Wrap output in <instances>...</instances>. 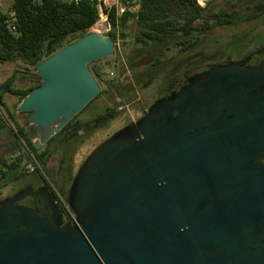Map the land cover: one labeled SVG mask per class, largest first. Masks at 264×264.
<instances>
[{
    "label": "water",
    "instance_id": "95a60500",
    "mask_svg": "<svg viewBox=\"0 0 264 264\" xmlns=\"http://www.w3.org/2000/svg\"><path fill=\"white\" fill-rule=\"evenodd\" d=\"M114 49L90 32L36 65L15 109L35 149L100 94L88 66ZM66 204L77 225L45 188L0 200V264H264V63L189 76L90 152Z\"/></svg>",
    "mask_w": 264,
    "mask_h": 264
},
{
    "label": "trees",
    "instance_id": "16d2710c",
    "mask_svg": "<svg viewBox=\"0 0 264 264\" xmlns=\"http://www.w3.org/2000/svg\"><path fill=\"white\" fill-rule=\"evenodd\" d=\"M134 3L135 11H124L118 17L115 16V8L108 11L107 20L110 28L106 36H109L116 46L118 37H123L122 31L132 21L138 29L134 37L138 47L128 60L127 69L134 73L141 67L140 60L148 57L149 72L154 75L164 72L161 77L163 92L172 89L177 80L176 74L179 72L185 78L188 73L204 71L230 62L228 60L205 66L204 62L209 59V56L202 53L199 60L192 61L195 54L201 51L203 42L206 41L212 29H240L250 25L255 26L264 20V0H228L217 10H211L208 6L200 9L195 0H136ZM9 8L14 14L15 32L9 33L6 30L2 23L4 16L0 14V65L19 61L33 67L34 71L41 61L90 33L99 20L95 3L90 0L76 2L73 0H10ZM196 21H199V26L195 24ZM263 49L264 43L257 50L258 52L247 54L243 59H248L255 53H261ZM136 58L140 59L135 62ZM166 58L167 65L172 64L167 72H165ZM94 64L88 66L93 77L104 83L107 92L116 93L120 84L117 81L103 82L100 70ZM124 69L126 70V67ZM18 74L21 75L20 72L14 71L10 77L0 83V132L6 129L10 136L22 141L24 152L18 149L12 160L0 156V181L9 173L16 181L30 184L31 178L28 176L31 175L32 178L37 175L43 180L52 157L55 156L60 165L66 164V158L62 152L63 138L73 121L64 126L55 138L40 149H35L27 138V131H23L16 123L14 112L12 113L4 102L5 94H11L17 96L19 103L40 85L38 82L25 90H14L12 86ZM148 75L147 80L151 79ZM36 78L39 80L38 77ZM134 80L138 85L139 78L134 76ZM103 93L101 90L98 96ZM130 100L131 97L128 96L126 102ZM109 112L112 113L109 117L116 116L113 109L110 108ZM7 120L14 129L8 127ZM14 145L18 146L15 141ZM31 166L32 168L29 169ZM59 195L64 197L63 192H59ZM60 211L62 215H65L62 208Z\"/></svg>",
    "mask_w": 264,
    "mask_h": 264
},
{
    "label": "rangeland",
    "instance_id": "374dc122",
    "mask_svg": "<svg viewBox=\"0 0 264 264\" xmlns=\"http://www.w3.org/2000/svg\"><path fill=\"white\" fill-rule=\"evenodd\" d=\"M135 1L136 0H118V4L135 7ZM227 1L228 0H209L205 8L208 6L211 10H217L223 7ZM9 4L10 0H6L4 6L0 9V12L6 13ZM195 24L198 26L200 25L199 21H196ZM91 32H97V30L94 28ZM102 33L107 35V31H103ZM122 33L123 37H118L116 42L114 55L110 58L99 60L94 64V66L100 70L103 82L117 81L120 84V87L116 93H109L107 92L104 83L98 81L101 90H103L104 93L101 96H96L92 99L82 111L84 117L90 120L94 115L101 114L106 106L116 111V119L111 124L105 125L99 130L88 134L87 140L79 148L77 154L73 158L74 170H76L86 155L100 144L99 142L104 137L110 135L115 128L120 127L129 119L138 117L140 112L148 108L161 94V77L164 72L156 75L149 72V67H147L149 62L148 57L140 60L139 65L141 67H139L134 73L127 69L128 60L134 54V50L138 47L134 41L138 29L134 23L130 21ZM263 43L264 20L255 26L250 25L249 27L240 29L214 28L206 41L203 42L201 51H197L198 53L195 54L192 61L199 60L201 58L200 54L202 53L206 56H210L204 64L211 62L223 63L228 60L230 62H236L242 60L247 54L256 52ZM139 59L140 58H136L135 62ZM171 65L172 64L166 66L167 68L165 69V72L170 70L172 67ZM124 66L126 67V70L124 69ZM14 71L21 73V75H17L13 83L12 88L14 90H25L40 82L36 78L37 76L33 67L15 61L0 65V83L10 77ZM147 75L148 78L151 77V79L147 80ZM134 76L139 78L138 85L134 80ZM128 96L131 97V100L126 102ZM4 102L7 108L12 113L14 112L16 123L26 132L28 128L27 120L29 113H16L15 106L18 104L17 96L5 94ZM2 114L4 115L3 111ZM6 122L8 127L14 129L13 125L8 120ZM14 141L18 145L17 147L14 145ZM18 149L23 150L24 152L23 142L10 136L6 129L1 131L0 156L7 160H12L15 158V151ZM52 159L54 160L56 157L54 156ZM31 168L32 166L29 169ZM23 185L22 182L16 181L9 173H7L6 177L0 181V199L20 190Z\"/></svg>",
    "mask_w": 264,
    "mask_h": 264
},
{
    "label": "flooded vegetation",
    "instance_id": "af4514ba",
    "mask_svg": "<svg viewBox=\"0 0 264 264\" xmlns=\"http://www.w3.org/2000/svg\"><path fill=\"white\" fill-rule=\"evenodd\" d=\"M209 58H210V56H209ZM246 60H247V65H259V64L264 63V49L261 53H255L254 56L249 57ZM216 63L217 62H211V63H207L204 65L205 66L206 65H213ZM165 65H167V58L165 59ZM220 65H222V64H220ZM166 68L167 67H165V69ZM200 72H202V71H200ZM200 72L188 73L185 78L183 77L182 73H180V72L177 73L176 74L177 80L173 84L172 89L170 91L168 90L167 92H163L164 90L161 91L160 96L156 100L166 96L169 92H171L173 90H178L180 87L185 85L186 80L189 76L194 75L196 73H200ZM184 79H186V80H184ZM183 81H185V83H183ZM84 108L77 115H75V117L73 119H71V121H73V122L70 124V127L68 128V130L64 134V138H63L64 145L62 147V152L66 158V160H65L66 164L60 165L57 161V158L54 160L51 159V161L49 162V164L47 166L46 175H43V180L41 178H39L37 175H35L32 178V175H31V176H28L29 178H31L30 184L26 183L22 187V188H24L26 186H31L34 189L45 188L47 190V192L49 193L52 201L54 202L56 208L59 210L63 224H70V223H68L65 216L61 214V211H60L62 208L61 201L66 203L67 192L71 186L72 180H73L78 168L81 166V164L86 159V157L90 154L91 151L86 155V157L83 159V161L80 163V165L76 168V170H74V168H73V162H74L73 158L77 154L79 148L87 140L88 134H91L94 131L99 130L100 128H102L105 125L111 124L116 119V116L115 117H109L112 114L111 112H109L110 107L105 106L104 111L101 114H96L90 120H88L82 114V111L84 110ZM146 110H147V108L145 110L141 111L140 115L138 117H136L134 119H129L127 122L123 123V125H121L120 127L115 128L111 132L110 135H107L106 137H104L99 143H101L103 140H105L106 138L111 136L113 133L119 131L120 129H122L126 126H129V125L133 124L134 122H136L141 116H143V114L145 113ZM113 111H114V113H116V111L114 109H113ZM57 134L58 133H56L48 141L55 138V136ZM18 191L19 190H17L16 192H14V193H12V194H10V195L2 198V199L12 197ZM59 192H63L64 197L60 196ZM2 199H0V200H2ZM14 204L31 208L34 205V201L31 197L26 196V197H23L22 199L18 200ZM70 225H72V224H70Z\"/></svg>",
    "mask_w": 264,
    "mask_h": 264
},
{
    "label": "built area",
    "instance_id": "2783aa9c",
    "mask_svg": "<svg viewBox=\"0 0 264 264\" xmlns=\"http://www.w3.org/2000/svg\"><path fill=\"white\" fill-rule=\"evenodd\" d=\"M5 1L6 0H0V9L4 6ZM73 1L76 2L77 0H73ZM90 1H93L95 3V6L98 11L99 20L101 17L103 18V22L100 23V25H99V20L94 25V28L95 30H97V32H103V31L108 32L109 31L110 27H109V23L107 20V14L111 8H115L116 17L122 15L124 11L133 12L136 10V7H129L126 5L118 4V0H90ZM208 1L209 0H195V3L200 9H204ZM0 14L4 16V18L2 19V23L4 27L6 28V30L9 33H14L15 32V18H14L13 12H11L9 8V5L6 9V13L0 12ZM61 203H62V210L65 212L64 216L67 219L68 223L72 225H77L76 218L74 214L71 212V210L69 209V207L67 206V204L63 201H61Z\"/></svg>",
    "mask_w": 264,
    "mask_h": 264
},
{
    "label": "bare ground",
    "instance_id": "6f19581e",
    "mask_svg": "<svg viewBox=\"0 0 264 264\" xmlns=\"http://www.w3.org/2000/svg\"><path fill=\"white\" fill-rule=\"evenodd\" d=\"M102 22H103V18L101 17L100 20H99V25H100V23H102Z\"/></svg>",
    "mask_w": 264,
    "mask_h": 264
}]
</instances>
